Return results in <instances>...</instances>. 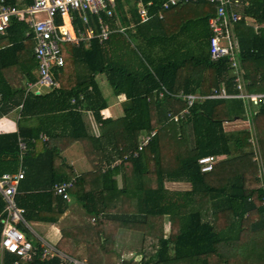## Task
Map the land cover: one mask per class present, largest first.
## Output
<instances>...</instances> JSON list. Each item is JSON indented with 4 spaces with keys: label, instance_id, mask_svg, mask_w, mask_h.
<instances>
[{
    "label": "trees",
    "instance_id": "trees-1",
    "mask_svg": "<svg viewBox=\"0 0 264 264\" xmlns=\"http://www.w3.org/2000/svg\"><path fill=\"white\" fill-rule=\"evenodd\" d=\"M3 1L10 6H18L21 2ZM144 1L153 2L149 9L151 15L161 12L165 18L161 20L151 17L144 25L139 24L130 38L144 43L139 50L159 82L172 94L178 72L181 68L188 67L187 63L190 62L194 75L190 78L188 74L180 82L185 93L208 95L214 88L218 89L227 72L226 59L211 61L210 33L198 28L201 21L208 25L209 18L216 13L215 5L203 1L177 6L173 10H160V5L165 0ZM26 2L30 3L31 0ZM251 2L246 14L263 24L264 0ZM119 9L122 14V9ZM131 10L138 23L140 19L136 5H132ZM75 21L76 25L83 26L78 14ZM170 21H183L186 25L193 22V37L196 42L204 39V48L199 46L200 42H195L192 57L185 54H173L170 57L169 53L155 57L153 50L160 48V52L165 53L168 49ZM236 28L241 37V45L246 49L242 54V62L247 71L246 78L250 82L248 89L251 92H264V27L255 37L250 36L245 22L237 23ZM26 31L27 25L24 22L12 18L10 27L3 34H6L10 42L15 43ZM68 49L70 50L67 52ZM65 50L64 68L70 71L71 76H68L70 79L67 82L72 84L66 86L70 89L60 86L59 81L63 84L59 78L62 73L54 68L57 87L44 94L29 93L23 103L22 118L33 120V117H38L41 120L38 127L19 125V135L28 140L26 143L29 151L24 163L29 170V179L36 182L38 176L39 178L36 187L30 192H20L25 175L16 197L18 205L29 215L42 211L63 213L73 199L83 205L88 216L94 218L87 224L74 228L73 240L65 239L72 248L68 249L62 243L57 248L70 257L86 260L88 264H116L117 262L108 263L106 257L115 254L117 234L120 230H133L142 235V250L137 256L122 260V264H216L217 245L225 241H239L249 246L247 264H264V105L253 108L255 134L250 130L225 131V122L244 118L243 100L197 101L191 108L190 117L175 122L170 116L174 117L172 113L176 114L186 103L175 108L172 105L174 98L170 94L161 101L158 98H151L149 101L148 94L159 88V84L153 81V73L147 68V77L152 75L149 81L146 78L148 83L143 75L129 72L123 62L113 63L108 59L106 42L100 44L97 39L88 48L70 46ZM99 75L107 76L115 93H125L131 100L132 104L127 107L122 118L110 122L103 119L101 114L108 102L97 81ZM28 77L31 83L36 82L32 75ZM8 91H12V87L7 79L1 77L0 117L21 104L16 98L12 100V96H7ZM229 91L232 92V88L229 87ZM82 109L93 113L97 121L95 123L102 128L100 136L90 135L87 125L81 120L84 117ZM56 120H60V125L65 122L62 129H69L68 137L72 140H84L88 143L86 151L90 160L98 158L102 161L103 158L108 165L117 159L122 160L124 186L120 191L121 197H98L107 190L116 189V181L112 179L110 171L102 173V167L99 166L98 172L76 178L73 168L63 159L61 162H64L65 168L58 170L55 161L59 159V151L56 147L52 149L49 144L43 151L41 144L32 141L38 139L41 132L48 133L47 130L51 140H54L52 134H57ZM154 129L156 132L148 145L135 157L134 153L143 141L139 142L141 134L151 133ZM18 139L17 133H0V176L16 173L20 167ZM188 140L189 149L186 144ZM109 148L111 150L106 154ZM208 155L215 156L218 160L213 171L203 173L199 159ZM139 162L142 170L135 167ZM138 173H142L140 187L136 182ZM45 174L47 181L42 182ZM163 174L167 175L168 182L191 183V190H168ZM71 180L69 200L57 196L53 189L55 184ZM87 182L93 183L88 187ZM94 182L98 184L97 189L87 190V187H93ZM71 196L75 198L71 199ZM4 208L5 202L0 197V240L2 221L5 219ZM59 217L54 216V220L57 221ZM165 219L170 221L167 234L163 229ZM65 234L69 233L66 231ZM98 236L107 245L106 250L98 246ZM34 244L38 252L30 264H65L57 255L52 259H42L40 243ZM80 247L83 249H79ZM221 247L220 244L219 248ZM73 248L83 254H78ZM14 260L16 257L7 253L2 264H11ZM117 260L121 258L118 256Z\"/></svg>",
    "mask_w": 264,
    "mask_h": 264
},
{
    "label": "crops",
    "instance_id": "crops-1",
    "mask_svg": "<svg viewBox=\"0 0 264 264\" xmlns=\"http://www.w3.org/2000/svg\"><path fill=\"white\" fill-rule=\"evenodd\" d=\"M169 0H165L161 3L160 5V10L163 9V6L165 3H167ZM33 1L31 0L30 3L26 2V0H21L20 4L18 6H15L17 8H22L31 5ZM203 2V1H200ZM153 2H145L144 0H115V8L113 10V15L111 17L104 16V21L110 25L111 28V34L109 35V39L106 41V57L110 59L113 63L114 62H120V64L123 62L125 65V68L129 72H136L140 76L143 75L144 79L146 80L147 73H146V68L153 73V81L157 82L159 84V88L153 90L150 92L148 100L151 101L152 99L158 98V100H163L167 95H169L168 89L161 84L157 78L156 75H154L153 70L149 67L145 59L142 57L141 52L139 50L140 46H144V43L140 42V40H132L130 36L135 32V28L140 25H144L147 22H142L140 18V9L144 8L147 9L148 12L151 9L150 7L153 5ZM199 3V2H196ZM251 0H239V3L237 6L233 7V12L236 13L237 15L240 16V20L235 23V37L238 39V44H239V51L237 53V59H236V66L232 68L231 63L229 62L228 59H226V74L222 77V81L220 83V86L218 89H213L212 93L208 95H203L200 93H185L182 84L180 83L183 81L184 77L187 78L188 74L190 78L193 77V66L192 63H187L188 67L181 68L180 71L178 72L177 75V83L173 87V92L170 94L174 99L172 101V105L175 108H180L184 103H186V106L179 109V111L174 114L172 113L175 117L181 115L177 122L180 121L181 118H186L191 116V108L197 101H204L206 99H212V100H243V106H244V118L243 119H236L235 121L232 122H225L224 123V128L226 132H236V131H241V130H250L255 134L254 130V124H253V108L256 105H253V102L250 99H246L247 95H255V94H264V92H251L248 89V85L250 84L249 80L246 78V69L244 67V64L242 62V54L246 49L243 48L241 45V37L239 33L237 32L236 24L239 22H245L247 30L250 34L251 37H255L256 35L259 34L260 29L264 27V23L260 24L254 17L249 16L246 14V10H248L251 7ZM136 5L137 8V14L138 18L140 19L139 22H136V19L133 16L131 7ZM183 6L184 4L176 5V6H171L168 10L174 9V7L177 6ZM187 5V4H186ZM234 5V4H233ZM121 8L122 14L119 12ZM216 9V7H215ZM160 13H154V14H149L153 18H160L161 20L165 18L164 16L160 17ZM159 15V16H158ZM216 15V13H215ZM214 15V16H215ZM212 16V17H214ZM208 21V25H206L205 22H199L198 28L199 30H205L210 33V39L212 36L211 28L209 26L210 19ZM18 21L24 22L27 25V31L23 36H19V39L15 41V43H12L9 41V38L6 36V34H0V79L1 77L7 79L12 87V91H8L7 96H12L13 99H17L19 101V104L17 108H15L13 111H10L8 114L3 115L0 117V132L2 134H9V133H17L19 139H24L26 142L28 141L25 139L23 136L19 135V125L20 126H28V127H36L40 126L41 120L40 118H32L25 120L22 118V106L24 103V100L26 96L29 93H34V94H42L43 93V88L44 87H33L31 88V83L32 81L29 79L28 76L32 75L37 80V69H38V64L36 62L35 56H34V49H35V42L33 40V30L31 29L30 25L25 21L21 20L18 18H15ZM152 19V18H151ZM150 19V20H151ZM183 21H170V27H171V33L169 34L170 36V44L168 45V49H166L165 53L160 52L161 49L158 48V50H153V54H155V57L157 55H162L165 56L168 53L170 54V57L173 56V54L177 55H187L192 57L194 54V47L196 43L200 42L202 46L205 44L204 39H201L199 41H195V38L193 37V22L191 24L186 25V22ZM203 23V24H202ZM78 26V25H77ZM174 26L176 27L174 29ZM205 28H204V27ZM83 29V32H87L89 29H93L95 34L100 33V25L98 23L97 17L94 15L89 16V23L88 25L84 26H78ZM16 38V37H15ZM99 40L98 38L91 39L88 44L81 45L85 46L86 48L91 46V43L93 40ZM243 40V39H242ZM196 42V43H195ZM208 42V41H207ZM206 45V44H205ZM73 45H65L63 44L62 50H64L67 47H70ZM203 47V46H202ZM78 48V47H77ZM204 48V47H203ZM206 51H208V46L205 47ZM248 48V47H247ZM209 53H210V40H209ZM212 61V60H211ZM33 63L34 65L30 64ZM66 64V62H65ZM147 66V67H146ZM66 67V66H64ZM61 67L57 68L60 70L59 78L62 80L64 75H66L67 70L66 68ZM64 68V72L61 70ZM30 72V74H29ZM70 74H67V79H70L68 76ZM71 76V75H70ZM150 79L152 78V75L149 77ZM148 78V81H149ZM67 79L63 81V84L61 85V81H59L60 86H66L68 84L71 86L72 84L67 82ZM97 81L100 85V88L102 92L104 93V96H107V102L108 106L106 109L102 111V117L106 122H110L112 120H117L122 118L125 115V110L127 107L132 104L131 100L126 97L125 93L118 94L117 92L115 93L113 87L110 85L107 76L104 75H99L97 76ZM147 81V80H146ZM147 81V83H148ZM67 82V83H66ZM35 83V82H34ZM230 83V84H229ZM58 84V83H57ZM104 85L109 86L111 89H107L106 91L104 90ZM149 88L150 86L147 85ZM229 87L232 88V92L229 91ZM68 88V87H67ZM48 91L45 93H48L52 90V88H47ZM70 89V87L68 88ZM44 94V93H43ZM81 99L83 98L82 95ZM189 97L193 98V104L192 106L189 105ZM2 99V92H0V107L2 106L1 103ZM74 99H72V103H74ZM226 104V103H224ZM256 107H259L258 105ZM255 109V108H254ZM83 111V109H82ZM187 112V113H186ZM186 113V114H185ZM83 114V119L82 122L84 125H87L88 131L91 136H100L102 133V128H99V126L95 123L97 122L93 113L88 110H84L82 112ZM185 114L184 116H182ZM175 117L170 116L171 120L175 121ZM57 121V134H52V136L55 137L54 140H51L49 130L47 132H41L40 136L38 139H34L36 144H41V147H43V151L46 150V147L50 144L51 148L53 149L56 147L59 151V159L55 161V165L58 166V170L62 171L65 168L64 162H67L72 168L74 173L76 174V178L78 176H84L86 174H94L99 171L98 167L101 166L102 168V173L105 171H110L112 175V179L116 181L115 190H107L106 192L101 193V196H98L99 198L106 197L108 199L110 198H116V197H121L120 191L123 190L124 186V172L122 171V160L117 159L114 162H111L110 165L106 161H99L98 158L90 160V156L87 154L86 149L87 144L84 142V140H72V138L68 137L69 135V129L66 131L65 129H62L65 125V122H62L61 125L59 124L60 120ZM237 127V128H235ZM68 132V133H65ZM156 132V129H154L151 133H142L139 142L143 140L145 137L153 134ZM75 134V133H74ZM253 134V135H254ZM18 139V142H19ZM141 144V143H140ZM187 148L189 149L190 147V141L188 140L186 142ZM86 146V147H85ZM106 151V154L108 151ZM29 151L28 145H27V151L25 155L21 157L22 161L20 160V164L23 166L25 169V175L26 179L21 185V191L23 192H30L33 187H36V183L38 182V178L34 175L36 179V182L34 180L29 179V173L28 169L25 166V157ZM210 156V155H208ZM63 159L64 162H61ZM108 160V159H107ZM22 162V163H21ZM135 167H137L139 170H142L141 167V162L136 163ZM21 167H19L20 169ZM136 168V169H137ZM18 169V170H19ZM37 171V170H36ZM32 176L33 173L31 172ZM138 180H136L137 185L140 187V184H142V173H138ZM49 177V176H47ZM43 180V179H42ZM46 174L44 175V181L46 182ZM163 181L166 184V187L168 190L172 192H184V191H190L191 190V183L189 182H168V178L166 174H163ZM72 182V180H71ZM64 183V182H63ZM89 185L93 182H87ZM60 184V183H57ZM108 186H111L109 182L106 183ZM56 185V184H55ZM101 185V182H100ZM169 186V187H168ZM87 190H93L97 189L98 184L94 182L93 187L88 188ZM93 188V189H92ZM54 189V187H53ZM36 191V190H34ZM109 191V192H108ZM56 194V193H55ZM57 195V194H56ZM59 196V195H57ZM75 198L74 196H71V199ZM36 214V215H35ZM35 214L29 215V213H26V221L28 222L29 226L32 228V231L35 232L33 234L30 232L24 225H21L20 228L21 230L25 231L32 239L34 243L35 242H40L42 239L43 241H46L47 243L53 245L54 247H57L58 244H54L50 242L49 240L46 239V234L49 231H52L55 229L56 231L59 232V237L57 238V242L59 244L62 243V246L70 249L73 246L70 244H67V241L65 239L73 240L74 239V228L77 226H82L88 223V221H92L94 218L88 216L87 213H85V210L83 208V205L79 202H76L75 200L72 199V202L68 203V208L65 212L63 213H58V212H38ZM2 214H0L1 216ZM28 216V217H27ZM54 216H60L58 220H54ZM87 220V222H86ZM34 226L38 229H40V233L45 236L43 237L42 235H39L37 231L34 229ZM68 232L69 234H65V232ZM164 233H166V229H164ZM169 233V232H168ZM128 234L131 237L128 239V245H132L133 242L132 240L137 239L139 241V235L142 237L141 234H139L136 231L133 230H120L117 234V241L115 243L114 247V253L117 254L116 257L118 259V256L121 258L122 255H125V252H122V243L123 241L120 239L121 236ZM2 235V234H1ZM33 236V237H32ZM143 241V238H141ZM1 242V240H0ZM225 242L232 243V246L229 247L226 244H223ZM220 243L224 249L221 250L219 248V245H217L218 251L216 257L218 258V262L216 264H247L248 262V257H249V246L244 245L240 243L239 241H225ZM225 245V246H224ZM98 246L106 250L107 245L103 243L102 239L100 236H98ZM230 248V249H229ZM75 249V248H73ZM79 249H83L80 247ZM132 249V248H131ZM142 250V242H141V248L140 250L136 253L134 251H128V254L125 255L126 258L130 257L133 252L137 256ZM76 252H78L75 249ZM78 254H83L78 252ZM112 254L111 256L106 257V261L108 263H113L116 259V257ZM131 254V255H130ZM7 253H3L1 251L0 247V264H2V261L6 258ZM73 258V257H72ZM77 259V258H74ZM131 259V258H130ZM79 260V259H77ZM81 262H86V260H79ZM121 261V260H119ZM119 264V263H116Z\"/></svg>",
    "mask_w": 264,
    "mask_h": 264
},
{
    "label": "built area",
    "instance_id": "built-area-1",
    "mask_svg": "<svg viewBox=\"0 0 264 264\" xmlns=\"http://www.w3.org/2000/svg\"><path fill=\"white\" fill-rule=\"evenodd\" d=\"M32 1L29 6L17 8L5 5L2 0L0 4V33H5L10 27L12 18L25 20L33 30V40L35 42L34 56L38 64L37 80L31 84V88L36 86L55 88L58 84L54 80L53 70L54 68L65 66V56L61 46L65 44L80 47L81 45L88 44L94 38H98L100 44L106 42L111 34V28L104 21L103 17H111L113 15L115 0ZM200 1H208L216 7V15L209 22L212 32L210 39L211 60L228 59L232 68H234L239 51L234 25L240 20V16L233 12V7L238 5L239 0H169L164 4L163 10H168L171 6ZM77 14L84 27L88 25L90 15L96 16L100 25V33L95 34L93 29H89L86 33L83 32V29L76 25ZM162 16L160 14V17ZM140 18L142 22H147L151 19V15L147 9L141 8ZM189 99V105L192 106L193 98L189 97ZM246 99H250L253 105L256 106L264 105V94L247 95ZM180 116L178 118L174 116L175 120L177 121ZM152 135L154 133L143 139L138 147V151L134 153L135 157H138L144 147L148 145ZM19 147L22 157L27 151V143L24 139H19ZM21 157L20 160L22 161ZM217 160L215 156L200 158L201 171L203 173L213 171ZM20 167L16 173H5L0 176V197L5 202L3 211L5 219L2 221L3 229L0 247L3 253L16 257V260L11 264H30L36 257L38 250L33 239L20 229V225H24L34 234L26 221V210L21 208L16 200L19 185L25 178V169L21 164ZM71 187L72 182H64L56 184L54 191L63 199L69 200L70 195L68 191ZM39 243L42 249V259H52L57 255L65 264H86L66 255L57 247L42 239Z\"/></svg>",
    "mask_w": 264,
    "mask_h": 264
},
{
    "label": "rangeland",
    "instance_id": "rangeland-1",
    "mask_svg": "<svg viewBox=\"0 0 264 264\" xmlns=\"http://www.w3.org/2000/svg\"><path fill=\"white\" fill-rule=\"evenodd\" d=\"M70 49H68L67 50V52L69 51ZM64 52H66V50H64ZM66 52V53H67ZM65 55V54H64ZM70 71H67L66 73L68 74ZM67 74L66 75H64V77L62 78V80L64 81L65 79H67ZM62 81V82H63ZM107 89H111L109 86H106V85H104V90L106 91ZM48 91V89L47 88H43V93H45V92H47ZM235 128H237V127H235ZM258 149V148H257ZM260 155V154H259ZM258 158H259V160L261 161V158H260V156H258ZM169 187V186H168ZM168 219V218H167ZM169 225H170V221L169 220H164L163 221V229H166V233H168L169 232ZM34 229L37 231V233L39 234V235H42L41 233H40V229H38V228H36L35 226H34ZM34 234H35V232H34ZM129 235H132V234H128V235H124V236H121V240L123 241V243H122V252L124 253L125 252V255H127L128 254V251H134V252H138L139 250H140V248H141V242H142V240H141V236L139 235V241H137V239H134V240H132V242H133V244L132 245H128V239H129V237H131V236H129ZM43 236V235H42ZM33 237V236H32ZM43 237H45V236H43ZM59 237V232L58 231H56L55 229H53L52 231H49L47 234H46V239L47 240H49L50 242H52V243H54V244H59V242H57V238ZM33 239H35L34 237H33ZM223 244H226L227 246H229V247H231L232 246V243L230 242V243H228V242H225V243H223ZM225 246V245H224ZM132 248V249H131ZM222 249H224V247H221V250ZM230 249V248H229ZM136 252V253H137ZM132 254V255H131ZM130 255V257H128V258H126L125 257V255H122V257H121V261H119V260H117V259H115V260H113V261H115V262H117V263H119V264H122V260H129L130 258H133V257H135V254H133V252L131 253ZM114 263V262H113ZM174 264H182V263H174ZM223 264V263H222Z\"/></svg>",
    "mask_w": 264,
    "mask_h": 264
}]
</instances>
